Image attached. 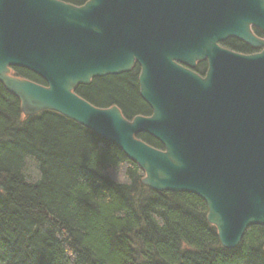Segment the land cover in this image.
<instances>
[{"label": "water", "instance_id": "water-1", "mask_svg": "<svg viewBox=\"0 0 264 264\" xmlns=\"http://www.w3.org/2000/svg\"><path fill=\"white\" fill-rule=\"evenodd\" d=\"M250 27L264 34L262 0H0V83L24 118L59 113L116 146L149 190L196 195L218 242L235 249L248 228L264 226V42ZM229 38L263 51L218 48ZM200 60L208 62L204 79L180 66ZM134 63L150 117L128 121L117 107L75 94Z\"/></svg>", "mask_w": 264, "mask_h": 264}, {"label": "trees", "instance_id": "trees-1", "mask_svg": "<svg viewBox=\"0 0 264 264\" xmlns=\"http://www.w3.org/2000/svg\"><path fill=\"white\" fill-rule=\"evenodd\" d=\"M139 73L134 66L75 93L99 109L116 106L127 120L147 117ZM12 74L46 86L26 70ZM143 177L116 146L59 113L24 118L0 83V264H264V226L224 249L203 200L149 190Z\"/></svg>", "mask_w": 264, "mask_h": 264}, {"label": "flooded vegetation", "instance_id": "flooded-vegetation-1", "mask_svg": "<svg viewBox=\"0 0 264 264\" xmlns=\"http://www.w3.org/2000/svg\"><path fill=\"white\" fill-rule=\"evenodd\" d=\"M68 4V3H67ZM80 7V6H79ZM250 31L252 32L253 36H255L259 41L261 42H264V34L262 32H260L258 29L256 28H252L250 27ZM218 45V48H222L223 50H226L228 51L229 53L231 54H237V55H241V56H255V55H258L260 54L263 49L261 47H257V48H252L251 46H249L248 44L246 43H242L238 40H236L235 38H229V39H226V40H223L221 41L220 43H217ZM134 66H137L138 65L136 63H134ZM134 66L132 68H134ZM182 68H185L187 71H191L193 72L194 74H196L199 78H203L206 76L208 70H209V67H208V62L207 60H200V62H196L194 64V66H192L191 68L189 67H186L184 65H180ZM131 68V69H132ZM13 70V69H12ZM12 70H11V74H12ZM138 70H139V67H138ZM131 72V71H130ZM141 72V70H140ZM140 75V73H139ZM13 76V74H12ZM139 77V76H138ZM21 79V78H20ZM93 80V79H92ZM91 80V81H92ZM90 81V82H91ZM138 81V80H137ZM139 82V81H138ZM90 85V84H89ZM88 85V86H89ZM79 86H84V85H79ZM78 88V87H77ZM76 88V89H77ZM75 89V90H76ZM75 92V91H74ZM76 94V93H75ZM79 97V96H78ZM80 98V97H79ZM116 107V106H115ZM120 111V110H119ZM121 113V112H120ZM151 114V113H150ZM122 115V114H121ZM152 115V114H151ZM151 115L147 116V117H150ZM124 117V116H123ZM137 117V116H136ZM135 117V118H136ZM142 117V116H141ZM147 117H144V118H147ZM133 118V119H135ZM126 119V118H125ZM131 119V120H133ZM131 120H128V121H131Z\"/></svg>", "mask_w": 264, "mask_h": 264}, {"label": "clouds", "instance_id": "clouds-1", "mask_svg": "<svg viewBox=\"0 0 264 264\" xmlns=\"http://www.w3.org/2000/svg\"><path fill=\"white\" fill-rule=\"evenodd\" d=\"M262 3H264V0H262Z\"/></svg>", "mask_w": 264, "mask_h": 264}]
</instances>
